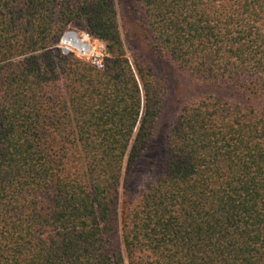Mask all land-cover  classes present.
<instances>
[{"label": "trees", "instance_id": "1", "mask_svg": "<svg viewBox=\"0 0 264 264\" xmlns=\"http://www.w3.org/2000/svg\"><path fill=\"white\" fill-rule=\"evenodd\" d=\"M130 22L187 79L135 197L165 81ZM0 264H264V0H0Z\"/></svg>", "mask_w": 264, "mask_h": 264}, {"label": "rangeland", "instance_id": "2", "mask_svg": "<svg viewBox=\"0 0 264 264\" xmlns=\"http://www.w3.org/2000/svg\"><path fill=\"white\" fill-rule=\"evenodd\" d=\"M71 28L77 30L78 32H85L89 35L90 40L92 42H95L99 51H101L102 54L104 55L103 59L105 65L106 59L109 57L105 44L99 39L91 36L84 29L78 27H71ZM121 37L127 50V56L128 53L129 54L136 53L137 57L143 61L152 60L154 72L158 75V77L162 78L165 81L164 100L162 102L161 111L155 122V132L149 146L150 153H153L155 151H158L157 153H159V150L160 152L163 151L162 149L164 148V145L166 144L167 138L171 131L173 119L175 118L177 111L179 110V106L175 102V100L180 97V93L178 91V84L180 82L182 84L187 83V79L184 75L178 79L175 74L174 80L168 81V78L165 76L168 73L167 62L163 58L157 57V55L153 53V50L151 49L149 44L148 34L143 31H140L138 25H135L131 22L129 24H126L125 26L123 25ZM71 56L75 57L76 59H79L73 54ZM174 89L176 94L172 93ZM187 99L188 98H186V100ZM163 159H164V154H162L161 152V154H159L157 160L154 163L153 166L154 168H152L149 172H146L142 176L140 180L141 182L139 186L136 188L137 193L136 195H134V197L138 195L139 191L144 190L147 185L155 181V179L160 175L161 172L158 170L157 167L159 165H162L161 162ZM149 163L150 161L145 162V166L147 167ZM121 202H122V198L119 200V203Z\"/></svg>", "mask_w": 264, "mask_h": 264}, {"label": "built area", "instance_id": "3", "mask_svg": "<svg viewBox=\"0 0 264 264\" xmlns=\"http://www.w3.org/2000/svg\"><path fill=\"white\" fill-rule=\"evenodd\" d=\"M56 47L63 55L73 54L97 69L104 68V55L85 32H78L71 27H67L61 33Z\"/></svg>", "mask_w": 264, "mask_h": 264}]
</instances>
